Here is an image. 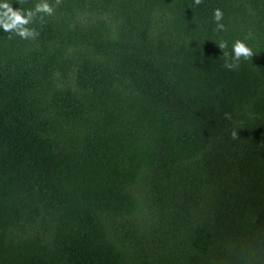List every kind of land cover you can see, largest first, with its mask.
<instances>
[{
	"label": "trees",
	"instance_id": "obj_1",
	"mask_svg": "<svg viewBox=\"0 0 264 264\" xmlns=\"http://www.w3.org/2000/svg\"><path fill=\"white\" fill-rule=\"evenodd\" d=\"M46 2L0 28V264H264V0Z\"/></svg>",
	"mask_w": 264,
	"mask_h": 264
},
{
	"label": "clouds",
	"instance_id": "obj_2",
	"mask_svg": "<svg viewBox=\"0 0 264 264\" xmlns=\"http://www.w3.org/2000/svg\"><path fill=\"white\" fill-rule=\"evenodd\" d=\"M22 2V0H21ZM202 0H195V4L199 5ZM61 0H56V4L59 5ZM54 7L49 3L42 2L38 3L35 6V10H27L23 11L21 9H14L7 0H3L0 2V28L3 29L4 32H15L22 39H35L38 36V33L29 27H27L30 23L33 22L34 17L37 13H43L45 15L51 16L54 13ZM223 19V12L220 9H216L214 12V20L216 21L217 31H224L225 26L220 23ZM41 20H43V16H41ZM220 50L226 49L228 47L227 41H221L218 45ZM225 58L224 66L229 70H236L239 68V62L241 58L247 60L253 57V52L251 48H249L245 42L241 40H236L233 44V52L232 55L229 53H223ZM226 118L227 114H226ZM232 138H237V133L235 131L232 132Z\"/></svg>",
	"mask_w": 264,
	"mask_h": 264
}]
</instances>
